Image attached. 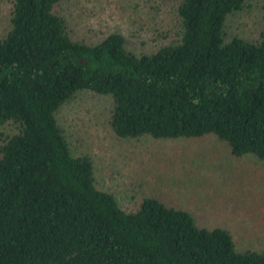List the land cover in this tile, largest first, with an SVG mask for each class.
I'll return each instance as SVG.
<instances>
[{
    "label": "trees",
    "instance_id": "obj_1",
    "mask_svg": "<svg viewBox=\"0 0 264 264\" xmlns=\"http://www.w3.org/2000/svg\"><path fill=\"white\" fill-rule=\"evenodd\" d=\"M0 37V264H264L223 225L144 195L122 205L100 188L57 113L80 92L109 96L119 139L214 137L264 165V29L226 30L251 0H161L174 19L148 32L77 38L65 0H11ZM139 31V30H138ZM149 48H145V47Z\"/></svg>",
    "mask_w": 264,
    "mask_h": 264
},
{
    "label": "rangeland",
    "instance_id": "obj_2",
    "mask_svg": "<svg viewBox=\"0 0 264 264\" xmlns=\"http://www.w3.org/2000/svg\"><path fill=\"white\" fill-rule=\"evenodd\" d=\"M245 11L229 17L230 35L256 39L264 29V0H251ZM161 0H65L58 11L77 38L97 42L120 29L129 47L141 50L129 31L153 34L174 19ZM11 0H0V37L9 25ZM139 30V31H138ZM149 48V47H145ZM109 96L80 92L57 113L76 154H90L100 188L113 191L122 205L151 195L191 210L200 225H223L239 250L264 247V165L251 157L234 159L214 137L157 142L119 139L109 120ZM135 204V203H134Z\"/></svg>",
    "mask_w": 264,
    "mask_h": 264
}]
</instances>
